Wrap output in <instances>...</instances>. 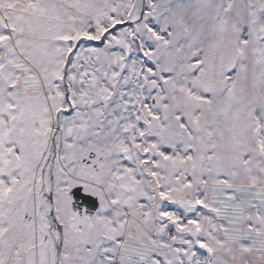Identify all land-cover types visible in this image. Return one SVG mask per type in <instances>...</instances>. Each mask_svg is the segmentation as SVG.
Instances as JSON below:
<instances>
[{"label": "snow or ice", "instance_id": "6c2138e0", "mask_svg": "<svg viewBox=\"0 0 264 264\" xmlns=\"http://www.w3.org/2000/svg\"><path fill=\"white\" fill-rule=\"evenodd\" d=\"M0 264H264V0H0Z\"/></svg>", "mask_w": 264, "mask_h": 264}]
</instances>
